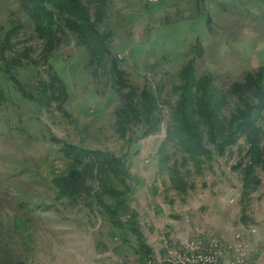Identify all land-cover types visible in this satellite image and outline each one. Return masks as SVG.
Here are the masks:
<instances>
[{"label":"rangeland","instance_id":"rangeland-1","mask_svg":"<svg viewBox=\"0 0 264 264\" xmlns=\"http://www.w3.org/2000/svg\"><path fill=\"white\" fill-rule=\"evenodd\" d=\"M26 5L0 0V66L23 61L15 72L21 89L0 72V264H147L165 256L166 239L181 247L214 235L231 241L237 232L247 244V264H264V158L253 164L258 181L246 190L252 161L246 136L212 155L189 154L172 138L166 164L159 161L179 71L194 54L197 75L211 74L225 94L235 81L251 83L253 75L264 86V0L105 3L99 27L109 32L112 54L122 61L128 84L153 89L163 117L159 130L131 141L114 127L116 95L108 89L107 70L88 67L86 49L63 24L58 41L40 38ZM48 47L67 94L40 106L18 91L32 98L50 82ZM252 85L242 97L250 106L261 99ZM242 98L228 95L221 117L230 118ZM251 112L264 150V101ZM70 145L125 159L126 184L114 179L123 194L103 201L117 215L85 190V182L79 193L61 192L58 183L78 166L90 186L99 187L87 162L76 165Z\"/></svg>","mask_w":264,"mask_h":264},{"label":"trees","instance_id":"trees-1","mask_svg":"<svg viewBox=\"0 0 264 264\" xmlns=\"http://www.w3.org/2000/svg\"><path fill=\"white\" fill-rule=\"evenodd\" d=\"M24 1L40 38H48V44L53 40L58 41L59 31L65 32L61 28L63 24L76 35L79 44L86 49L88 67H98L101 71L107 70L103 75L108 77L110 83L108 89L116 95L117 105L113 111L115 115L113 123L123 137H128L131 141L133 135L146 136L160 129L163 117L156 93L146 84L141 89L128 84L126 71L122 69V61L113 55L110 49L109 32L101 31L99 27L102 10L109 0ZM90 5H92L93 10H91ZM15 31V26L6 31L4 35L5 44H10L9 40ZM52 49L48 47L44 54V59L48 61L49 65L50 82L45 85V88H42V83L40 85L42 91L37 92L32 98L26 97L20 90L19 73H15L23 61L17 63L16 59L13 61L11 59L0 66V72L3 71L8 81L15 88H20L18 92L21 97L37 102L40 106L43 105L44 101L47 102V98L56 93H58L57 97L64 95L66 99L67 85L63 78L58 76L52 65V59L55 55V52L50 53ZM202 50L200 48L197 51L202 54ZM195 58L196 55L194 54L179 71L180 83L176 86L178 98L172 106V124L168 129L167 139L162 141L159 146V161L166 164L169 157L167 145L169 139L172 138L177 140V143L189 154L205 152L212 155L213 152H220L231 146L239 136L244 135L250 145L248 153L252 157L243 182L244 187L248 190L258 181L255 176L251 175L253 164L263 161L264 158V150L260 147L261 138L258 136L260 130L255 128V122L250 117L252 109L255 110V107L258 108L263 105L264 86L260 82L261 78L253 75L252 82L245 83L246 85L240 81H235L230 92L225 94L218 90L211 74L197 75ZM27 64L29 63L24 66ZM94 72L97 74L96 69ZM252 84H255V94L261 99L250 106L248 99L245 100L242 97H245L244 93L251 91L249 89L253 86ZM230 94L239 95L242 102L234 114L226 119L222 118L221 114ZM70 146L69 148L74 152L73 160L76 165L87 162L91 166L90 175L99 181V187L94 190L87 181L86 174L78 166L58 183L61 192L68 195L79 193L83 190L82 185L85 182V190L91 194L93 190V198H98V202L109 211L111 216L117 215L118 211L111 210V205L103 201L106 195L116 199L123 194L124 190L119 189L114 179H120L126 184L127 167L125 159L98 148L84 149L76 145Z\"/></svg>","mask_w":264,"mask_h":264},{"label":"built area","instance_id":"built-area-1","mask_svg":"<svg viewBox=\"0 0 264 264\" xmlns=\"http://www.w3.org/2000/svg\"><path fill=\"white\" fill-rule=\"evenodd\" d=\"M253 232L255 228L251 229ZM246 242L239 232L231 241L222 235H214L207 240L185 243L172 247L165 240L166 254L162 258H150L147 264H247Z\"/></svg>","mask_w":264,"mask_h":264},{"label":"crops","instance_id":"crops-1","mask_svg":"<svg viewBox=\"0 0 264 264\" xmlns=\"http://www.w3.org/2000/svg\"><path fill=\"white\" fill-rule=\"evenodd\" d=\"M181 240H182V238H181ZM156 245H157V247H158V244H156ZM156 245H155V246H156Z\"/></svg>","mask_w":264,"mask_h":264}]
</instances>
